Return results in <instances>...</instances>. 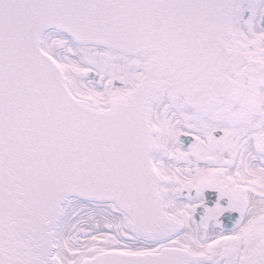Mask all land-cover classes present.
Wrapping results in <instances>:
<instances>
[{
  "label": "snow or ice",
  "instance_id": "obj_1",
  "mask_svg": "<svg viewBox=\"0 0 264 264\" xmlns=\"http://www.w3.org/2000/svg\"><path fill=\"white\" fill-rule=\"evenodd\" d=\"M0 264H264V0H0Z\"/></svg>",
  "mask_w": 264,
  "mask_h": 264
}]
</instances>
